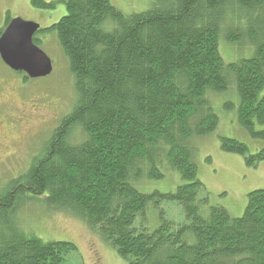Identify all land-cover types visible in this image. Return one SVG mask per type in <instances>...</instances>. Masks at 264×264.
Wrapping results in <instances>:
<instances>
[{
    "label": "trees",
    "instance_id": "16d2710c",
    "mask_svg": "<svg viewBox=\"0 0 264 264\" xmlns=\"http://www.w3.org/2000/svg\"><path fill=\"white\" fill-rule=\"evenodd\" d=\"M32 3L55 8V2ZM64 3L66 15L41 28L34 43L42 44L38 34L56 35L75 102L40 140L29 168L0 192V264H79L75 244L45 241L18 225L20 208L31 199L85 219L126 264H264V189L247 195L239 218L208 206L192 145L219 124L209 94L232 87L240 125L264 141V130L255 129L264 122V0H156L132 14L110 0ZM222 35L247 44L251 55L225 63ZM24 118L0 100V124L15 130ZM32 139L34 147L38 138ZM221 148L245 157L248 166L264 160V149L251 153L237 139L222 137ZM164 165L183 184L175 192H142L139 186L164 177ZM168 202L182 208V222L166 218ZM153 207L161 221L151 229Z\"/></svg>",
    "mask_w": 264,
    "mask_h": 264
},
{
    "label": "rangeland",
    "instance_id": "374dc122",
    "mask_svg": "<svg viewBox=\"0 0 264 264\" xmlns=\"http://www.w3.org/2000/svg\"><path fill=\"white\" fill-rule=\"evenodd\" d=\"M45 1L55 2V8H37L32 0H0V29L6 24L8 17L37 23L44 29L66 15L65 0ZM110 1L124 13L132 14L149 10L156 0ZM38 35L42 41L39 47L53 64V71L49 76L25 82L22 73L11 70L0 59V100L11 113L16 116L22 114L28 121L15 130H11L9 125L0 124V192L12 179L29 168L32 157L38 152L42 142L51 135L50 129L57 126L58 119L64 113L66 115L71 111L75 102H72L74 93L69 65L56 35ZM247 48L249 49L247 44L230 43L223 35L220 37L219 49L225 63L248 58L251 54ZM263 96L264 89L260 93V97ZM209 97L219 124L213 132L192 140L196 150L198 178L205 188L203 196L208 195V206L225 207L234 218H239L247 207V195L254 190L264 189V160L255 167L248 166L245 157L222 150L221 138L242 141L248 145L251 153L264 149V141L252 138L240 125V100L236 88L209 94ZM255 129L264 130V122H256ZM32 138H38L34 147L35 141ZM161 169L164 177L149 181L146 189L139 186L142 192H175L183 184L179 172L168 165ZM162 209L165 210L167 219L178 223L184 220L182 208L177 203H165ZM152 212L150 222L146 225L154 229L161 221L160 210L153 207ZM16 221L27 234H34L45 241L75 244L79 264H126L115 248L105 242L85 219L70 211H51L44 202L31 199L21 206ZM75 258L76 255L70 256L69 260L74 263Z\"/></svg>",
    "mask_w": 264,
    "mask_h": 264
},
{
    "label": "water",
    "instance_id": "95a60500",
    "mask_svg": "<svg viewBox=\"0 0 264 264\" xmlns=\"http://www.w3.org/2000/svg\"><path fill=\"white\" fill-rule=\"evenodd\" d=\"M38 24L14 19L0 38V58L15 72H22L30 79L49 76L53 64L48 55L33 41Z\"/></svg>",
    "mask_w": 264,
    "mask_h": 264
},
{
    "label": "bare ground",
    "instance_id": "6f19581e",
    "mask_svg": "<svg viewBox=\"0 0 264 264\" xmlns=\"http://www.w3.org/2000/svg\"><path fill=\"white\" fill-rule=\"evenodd\" d=\"M16 19H21V18H16ZM13 20H14V19H13ZM22 20H23V19H22ZM32 23H33V22H32ZM35 24H37V23H35ZM9 25H10V24H9ZM38 25H39V24H38ZM39 26H40V25H39ZM40 29H41V26H40L39 30H40ZM39 30H38V31H39ZM38 31H37V32H38ZM37 32L34 34V36L37 34ZM34 36H33V41H34ZM1 37H2V36H1Z\"/></svg>",
    "mask_w": 264,
    "mask_h": 264
}]
</instances>
